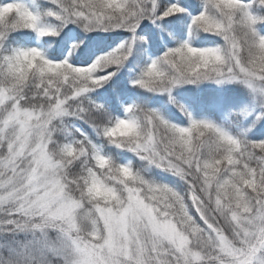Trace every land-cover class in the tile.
<instances>
[{
  "label": "snow or ice",
  "instance_id": "1",
  "mask_svg": "<svg viewBox=\"0 0 264 264\" xmlns=\"http://www.w3.org/2000/svg\"><path fill=\"white\" fill-rule=\"evenodd\" d=\"M37 245L264 264V0H0V264Z\"/></svg>",
  "mask_w": 264,
  "mask_h": 264
},
{
  "label": "trees",
  "instance_id": "2",
  "mask_svg": "<svg viewBox=\"0 0 264 264\" xmlns=\"http://www.w3.org/2000/svg\"><path fill=\"white\" fill-rule=\"evenodd\" d=\"M133 103H135V101H132ZM35 254L36 256V260L34 262V264H49V262L51 261V264H57V261L52 259L53 254L52 253H48L42 246L37 245L35 247V249L30 248L29 249V255ZM23 253H20L17 256V259H19L21 256H23ZM26 264V262H25Z\"/></svg>",
  "mask_w": 264,
  "mask_h": 264
}]
</instances>
